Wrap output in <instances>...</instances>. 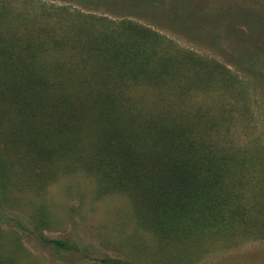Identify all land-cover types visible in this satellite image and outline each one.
<instances>
[{"label": "trees", "instance_id": "1", "mask_svg": "<svg viewBox=\"0 0 264 264\" xmlns=\"http://www.w3.org/2000/svg\"><path fill=\"white\" fill-rule=\"evenodd\" d=\"M17 36L12 46L0 48L2 205L15 200L14 189L41 195L61 173L85 171L100 178L99 194H126L138 223L168 238L224 228L225 206L242 207L246 196L243 183L225 187V177L237 170L264 174L262 150L220 148L203 139L202 128L185 124L207 122L205 116L158 113L154 103L131 93L137 84L164 93L184 77L217 80L243 95L247 83L218 61L203 66L190 53L195 62L187 65L158 50L155 43L165 37L150 27L130 20L111 26L94 15L63 31ZM44 39L56 50L46 49ZM188 81L176 87L187 89ZM248 203L264 209V201L248 197ZM35 218L46 220L39 212ZM7 234L0 225V264H17L26 248L19 236ZM43 241L57 251L78 249L64 239ZM96 259L91 264H142Z\"/></svg>", "mask_w": 264, "mask_h": 264}, {"label": "rangeland", "instance_id": "2", "mask_svg": "<svg viewBox=\"0 0 264 264\" xmlns=\"http://www.w3.org/2000/svg\"><path fill=\"white\" fill-rule=\"evenodd\" d=\"M86 15L103 17L111 26L130 20L150 27L165 37L155 43L160 52L187 65L195 62L190 53L203 66L218 61L244 79L243 95L217 80L184 77L164 93L143 84L132 86L131 93L154 103L158 113L205 116L207 122L195 118L185 124L202 128L203 139L220 148L245 146L264 156V0H0V48L12 46L17 34L22 39L40 37L47 29L63 31ZM43 45L56 50L45 39ZM178 81L192 83L184 89L176 87ZM100 182L76 171L58 175L41 195L12 190L15 200L0 203V225L26 248L17 264H91L104 256L142 264H264V209L246 204L248 197L264 201V174L237 170L225 177V187L243 183L246 196L242 207L225 206L229 218L224 228L206 226L199 233L168 238L138 223L126 194H99ZM38 212L45 221H36ZM44 237L68 240L78 249L57 251Z\"/></svg>", "mask_w": 264, "mask_h": 264}]
</instances>
